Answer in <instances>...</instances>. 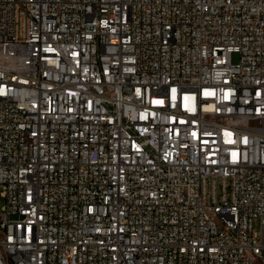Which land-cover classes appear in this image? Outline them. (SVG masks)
Listing matches in <instances>:
<instances>
[{"label": "built area", "instance_id": "obj_1", "mask_svg": "<svg viewBox=\"0 0 264 264\" xmlns=\"http://www.w3.org/2000/svg\"><path fill=\"white\" fill-rule=\"evenodd\" d=\"M0 196V264H264V0H0Z\"/></svg>", "mask_w": 264, "mask_h": 264}, {"label": "rangeland", "instance_id": "obj_2", "mask_svg": "<svg viewBox=\"0 0 264 264\" xmlns=\"http://www.w3.org/2000/svg\"><path fill=\"white\" fill-rule=\"evenodd\" d=\"M232 60L233 62H237L238 61V54L237 53H234L233 56H232ZM3 205V199L2 197L0 196V212H1V206ZM254 227L256 228L257 225H254Z\"/></svg>", "mask_w": 264, "mask_h": 264}]
</instances>
